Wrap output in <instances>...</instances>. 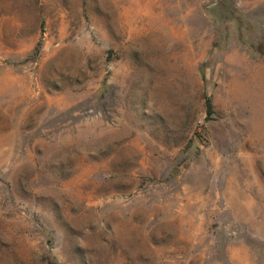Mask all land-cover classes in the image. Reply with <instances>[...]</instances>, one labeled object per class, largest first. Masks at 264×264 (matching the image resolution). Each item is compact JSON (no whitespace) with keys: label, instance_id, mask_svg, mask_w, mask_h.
I'll list each match as a JSON object with an SVG mask.
<instances>
[{"label":"rangeland","instance_id":"rangeland-1","mask_svg":"<svg viewBox=\"0 0 264 264\" xmlns=\"http://www.w3.org/2000/svg\"><path fill=\"white\" fill-rule=\"evenodd\" d=\"M0 264H264V0H0Z\"/></svg>","mask_w":264,"mask_h":264},{"label":"trees","instance_id":"trees-1","mask_svg":"<svg viewBox=\"0 0 264 264\" xmlns=\"http://www.w3.org/2000/svg\"><path fill=\"white\" fill-rule=\"evenodd\" d=\"M206 109L210 113V111H211V102H210L209 98L206 99Z\"/></svg>","mask_w":264,"mask_h":264}]
</instances>
